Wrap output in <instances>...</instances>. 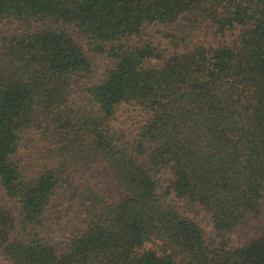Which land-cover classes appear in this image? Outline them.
Segmentation results:
<instances>
[{
  "label": "trees",
  "instance_id": "obj_1",
  "mask_svg": "<svg viewBox=\"0 0 264 264\" xmlns=\"http://www.w3.org/2000/svg\"><path fill=\"white\" fill-rule=\"evenodd\" d=\"M179 21L185 40L204 25L237 35L165 59L147 33ZM4 23L0 189L20 217L0 204L9 264H264V0H0ZM85 51L108 66L92 87ZM123 104L145 117L133 145L112 127ZM201 212L212 237L189 216ZM65 219L59 253L43 231Z\"/></svg>",
  "mask_w": 264,
  "mask_h": 264
},
{
  "label": "rangeland",
  "instance_id": "obj_2",
  "mask_svg": "<svg viewBox=\"0 0 264 264\" xmlns=\"http://www.w3.org/2000/svg\"><path fill=\"white\" fill-rule=\"evenodd\" d=\"M184 22L179 21L177 22L174 27L163 29L161 34H157V29L153 28L148 31V39L150 40L154 46L163 52V56L165 59L170 58L175 54H182L187 51H190L194 46L203 45L208 49H216L217 47L225 44H230L235 36L237 35L236 32H228L225 34L224 37L217 34L216 29L209 25H204L200 27L198 31H196L188 40H185L184 36ZM14 25L12 24H1L0 29L4 31L11 32L14 29ZM167 32L173 34L174 39L167 38L165 35ZM74 37L76 38L77 42L82 46L81 39L78 38L75 34ZM131 45H135V42H132ZM83 47V46H82ZM86 52V51H85ZM87 53V52H86ZM88 59L91 61V64L94 68V73L91 78L87 81V86L92 87L101 82L104 75L107 71V64L103 61L98 60L95 56L87 53ZM153 65H159L158 62H153ZM76 102L80 105H84V99L82 97L75 98ZM145 117L142 115L141 110L134 104H123L119 107L116 118L112 123V127L124 135L126 142L129 145H133L139 128L142 126ZM37 138L33 135H27L24 141L25 150H23L19 156V160L21 161L23 169L26 171L28 177H32L38 173V170L41 168V160L40 154H38V145H37ZM166 176L164 179H167ZM166 184L163 185L162 192L164 191ZM8 200L4 197L2 190L0 189V204L2 206H6L10 209L19 224L20 217L18 211L15 207L10 203H7ZM169 204L176 203L178 207H183V203L177 201L174 196H171L167 199ZM183 210V209H182ZM189 216L193 219H196V222L200 225L203 229L204 233L208 237H212L213 228L210 221V218L204 213L201 212L198 215L189 214ZM65 224L69 226V230H64L62 233L56 231L57 228L52 227L51 229H44L43 236L49 238L51 243L55 247V249L61 253L66 249L68 238L69 236L66 235L68 231H71L74 226V222L70 220H63ZM20 234V227L18 226L14 238L19 237ZM242 244L240 236L237 234L231 237V246L236 248ZM0 264H9L1 255L0 253Z\"/></svg>",
  "mask_w": 264,
  "mask_h": 264
}]
</instances>
